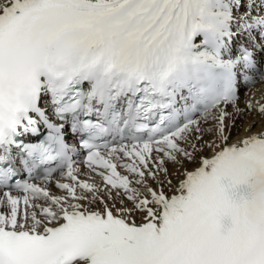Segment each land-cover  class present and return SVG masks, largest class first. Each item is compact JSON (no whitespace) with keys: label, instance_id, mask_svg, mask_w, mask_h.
<instances>
[{"label":"snow or ice","instance_id":"1","mask_svg":"<svg viewBox=\"0 0 264 264\" xmlns=\"http://www.w3.org/2000/svg\"><path fill=\"white\" fill-rule=\"evenodd\" d=\"M0 264H264V0H0Z\"/></svg>","mask_w":264,"mask_h":264},{"label":"bare ground","instance_id":"2","mask_svg":"<svg viewBox=\"0 0 264 264\" xmlns=\"http://www.w3.org/2000/svg\"><path fill=\"white\" fill-rule=\"evenodd\" d=\"M246 120L247 121H255V124L253 125V129L252 130L253 131H257L258 130V128L260 126V123H261V120H260L259 116H256L255 114H252V115L247 116ZM239 123H244V121H240ZM233 135L234 136L236 135V130H234ZM168 167H169V171L170 172H174L175 171V166L169 164ZM81 170L84 173L88 172L87 168L84 165H81ZM81 178L84 179V178H87V176H82ZM97 179H99V178L97 177ZM174 183H175V181H174ZM52 190L53 191H57L55 188H53Z\"/></svg>","mask_w":264,"mask_h":264}]
</instances>
